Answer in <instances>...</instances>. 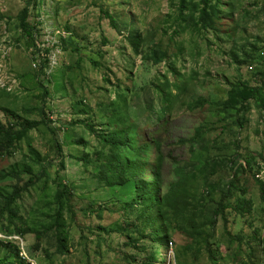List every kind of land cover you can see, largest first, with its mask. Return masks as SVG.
Here are the masks:
<instances>
[{
    "label": "rangeland",
    "instance_id": "obj_1",
    "mask_svg": "<svg viewBox=\"0 0 264 264\" xmlns=\"http://www.w3.org/2000/svg\"><path fill=\"white\" fill-rule=\"evenodd\" d=\"M234 87L264 102V0H0V124L23 132L0 158V262L26 264L20 235L35 264H264V109L221 111ZM115 130L148 143L147 164L154 146L160 199L186 183L208 245L180 223L157 245L136 179L106 180Z\"/></svg>",
    "mask_w": 264,
    "mask_h": 264
},
{
    "label": "trees",
    "instance_id": "obj_2",
    "mask_svg": "<svg viewBox=\"0 0 264 264\" xmlns=\"http://www.w3.org/2000/svg\"><path fill=\"white\" fill-rule=\"evenodd\" d=\"M182 2L184 4L186 0H182ZM24 14H26V12H24ZM106 16L110 20L113 28H116L115 19L109 13H107ZM25 34L28 37L31 36L29 31H26ZM259 93L260 89L257 88L253 89L248 87H234L230 91L228 99L225 102L216 103L215 105L221 111H226L229 108L236 109L238 105H240V107L242 108L251 98H256L257 100H260V102L262 103V108L264 109V102L260 99ZM239 111L240 109L238 110V112ZM22 134V131H14L13 128L6 127L0 124V158H2L3 156L12 155L11 148L13 144L21 138ZM136 138L137 134L131 133V135L128 137L126 132L120 130H115L110 134L107 133L106 137H103L104 142L111 146L114 151V154L110 156L106 164V166L108 167L106 180H109V183L112 186H116L126 185L131 178L136 179V181L138 182L137 187L139 190V195L136 197L137 200L135 204L142 205L140 216L143 217V219L147 223H150L152 229L156 230L155 241L157 245L162 246L164 250L168 249L170 239L166 235H168L169 230L176 229V227L173 226L175 223H180L179 225H177V230H179L181 234L185 235L189 239L194 240V242H197L196 240H200L203 244L208 245L209 239L212 235L210 234V226L213 227L214 219L206 220L204 217H202L203 213L200 214L199 219L195 214L193 217L188 216L184 218L182 216V214H184L188 210V207H190L191 198L195 199L192 194L186 192L187 188L186 183L184 182L181 184L178 183L177 186L166 193L162 199L157 196V194H161L160 192L163 187L162 164L160 162L159 154L157 156V151L154 149V146L150 144V156L153 155L154 152V155L157 157L156 160L159 161V164L157 161L152 164L145 163L146 160L149 161V159H147V151L149 148L147 145L148 143H145V140H143L141 143V140ZM136 143H138L137 146ZM125 148H130V150L133 152L131 154V158L133 160L132 163L126 162L127 159H125ZM246 164L250 171H252L254 167L253 164L249 163L248 161ZM146 171L150 172L153 176V185L157 190L155 191L157 194H155L154 191L151 190V183L144 175ZM140 172H142V175H140ZM109 174L113 175L110 176ZM255 174L257 175L258 173ZM138 176L143 177L144 185H142L141 182L138 181ZM255 182L258 185L261 199L264 200V183L258 180H255ZM14 200V198L13 200H9L6 207V211L10 214H12L11 205ZM238 203L242 207L241 213H250L251 204L249 202L245 200H239ZM224 210L225 209L223 208V206L220 205L218 210L214 213V217H216L218 214L222 216ZM159 229H162L164 232L157 231ZM159 232H162V235H160ZM164 234L165 237L163 236ZM43 235L44 233L42 232L38 233L36 242L37 248H41L42 246L44 239ZM61 236H63V234H61ZM62 246L64 247L62 249L64 251L67 247L64 238L62 239ZM13 253L14 255H18L21 261L25 260L21 256V250H19L18 246L13 245ZM153 262H155V258ZM23 263L30 264V262L27 261H24ZM0 264L2 263L0 262ZM10 264H14V262H10ZM145 264L153 263L146 262Z\"/></svg>",
    "mask_w": 264,
    "mask_h": 264
},
{
    "label": "clouds",
    "instance_id": "obj_3",
    "mask_svg": "<svg viewBox=\"0 0 264 264\" xmlns=\"http://www.w3.org/2000/svg\"><path fill=\"white\" fill-rule=\"evenodd\" d=\"M256 176H255V179H256ZM256 180L260 181L259 179H256ZM10 237H12V236H10ZM18 238H22V237L20 235H14V238H11V240L12 241L13 240L16 241V244H17L19 250H21V256L25 259L24 261L30 262V264H35V258H32V256H31V259L27 258V255L29 254V251H28V249H26L25 246H21V241Z\"/></svg>",
    "mask_w": 264,
    "mask_h": 264
},
{
    "label": "built area",
    "instance_id": "obj_4",
    "mask_svg": "<svg viewBox=\"0 0 264 264\" xmlns=\"http://www.w3.org/2000/svg\"><path fill=\"white\" fill-rule=\"evenodd\" d=\"M260 170H261V169H260ZM259 175H260V174H258V175L256 176V179H259V178H260Z\"/></svg>",
    "mask_w": 264,
    "mask_h": 264
}]
</instances>
